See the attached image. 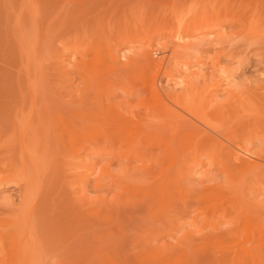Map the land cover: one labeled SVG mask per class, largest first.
Listing matches in <instances>:
<instances>
[{
    "label": "rangeland",
    "instance_id": "1",
    "mask_svg": "<svg viewBox=\"0 0 264 264\" xmlns=\"http://www.w3.org/2000/svg\"><path fill=\"white\" fill-rule=\"evenodd\" d=\"M0 264H264V0H0Z\"/></svg>",
    "mask_w": 264,
    "mask_h": 264
},
{
    "label": "bare ground",
    "instance_id": "2",
    "mask_svg": "<svg viewBox=\"0 0 264 264\" xmlns=\"http://www.w3.org/2000/svg\"><path fill=\"white\" fill-rule=\"evenodd\" d=\"M163 120V119H162ZM230 154V153H229Z\"/></svg>",
    "mask_w": 264,
    "mask_h": 264
}]
</instances>
